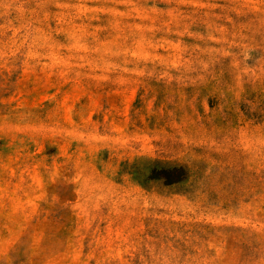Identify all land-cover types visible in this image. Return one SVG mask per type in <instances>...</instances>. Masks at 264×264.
Segmentation results:
<instances>
[{
	"label": "rangeland",
	"instance_id": "374dc122",
	"mask_svg": "<svg viewBox=\"0 0 264 264\" xmlns=\"http://www.w3.org/2000/svg\"><path fill=\"white\" fill-rule=\"evenodd\" d=\"M0 264H264V0H0Z\"/></svg>",
	"mask_w": 264,
	"mask_h": 264
}]
</instances>
